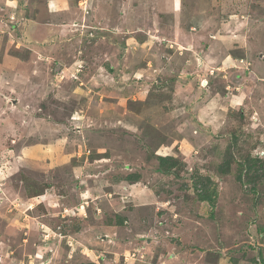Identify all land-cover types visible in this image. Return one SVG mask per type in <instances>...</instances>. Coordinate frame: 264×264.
<instances>
[{
	"label": "rangeland",
	"instance_id": "1",
	"mask_svg": "<svg viewBox=\"0 0 264 264\" xmlns=\"http://www.w3.org/2000/svg\"><path fill=\"white\" fill-rule=\"evenodd\" d=\"M0 264H264V0H0Z\"/></svg>",
	"mask_w": 264,
	"mask_h": 264
}]
</instances>
